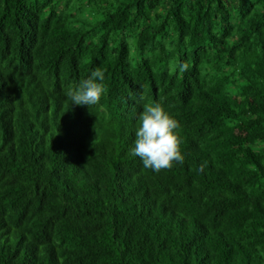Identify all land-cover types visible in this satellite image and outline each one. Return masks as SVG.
<instances>
[{
  "label": "trees",
  "instance_id": "16d2710c",
  "mask_svg": "<svg viewBox=\"0 0 264 264\" xmlns=\"http://www.w3.org/2000/svg\"><path fill=\"white\" fill-rule=\"evenodd\" d=\"M154 102L185 140L158 173ZM0 264H264V0H0Z\"/></svg>",
  "mask_w": 264,
  "mask_h": 264
},
{
  "label": "clouds",
  "instance_id": "9594fccd",
  "mask_svg": "<svg viewBox=\"0 0 264 264\" xmlns=\"http://www.w3.org/2000/svg\"><path fill=\"white\" fill-rule=\"evenodd\" d=\"M190 69L189 63H174L169 66L170 72L185 73ZM108 87L105 83V71L96 68L86 79L70 85L66 96L72 105L89 109L99 105L106 96ZM180 122L166 110L160 102L147 103L139 115V126L135 131L132 154L138 156L146 169L154 172L171 170L175 165H183L185 154L182 145L185 140L180 132ZM207 161L201 164V168Z\"/></svg>",
  "mask_w": 264,
  "mask_h": 264
}]
</instances>
